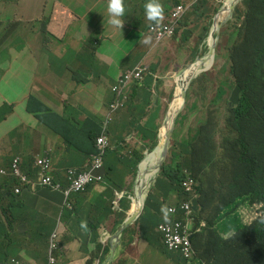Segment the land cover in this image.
Segmentation results:
<instances>
[{
	"label": "rangeland",
	"instance_id": "obj_1",
	"mask_svg": "<svg viewBox=\"0 0 264 264\" xmlns=\"http://www.w3.org/2000/svg\"><path fill=\"white\" fill-rule=\"evenodd\" d=\"M200 1L161 0L164 6V18L162 21L154 23L156 28L153 37V42L156 45L154 57L159 61L155 70L162 77L160 81L164 85L163 90L159 91L155 108L159 110L156 119L158 146L159 136L165 127L167 113L170 105L174 102L176 90L178 86L183 87L180 82H177V77L182 76L188 68L196 66L199 61L205 65L214 59V64L209 70L193 75L192 82L187 85L185 106L176 116L172 125L173 129L169 139L170 150L162 167L167 165L177 167L174 158L184 157L183 147H180V143L195 134L201 121L214 116L221 126L225 121L227 110L233 109L238 104V82L241 73L236 76L233 74L242 66L238 60H235L240 58L243 61L242 55L250 47L253 58L264 56V17L260 19V24L257 26L260 34L255 35L252 32V27L245 25L243 15L246 6L242 1L236 5L232 16L226 18L228 15L224 12V6L227 2L232 4L235 0H205L211 11L207 19L203 23H199L194 18L191 19L190 16L198 14L196 9ZM25 2L24 13L30 11L32 3L33 14L30 16L24 15L21 11ZM107 3L108 0L90 1L86 7V15L92 18L96 14H101L110 19ZM5 5L12 6V14L8 16L7 23L0 22V74L9 70L11 64L17 70H14L13 76H0V83L3 81L5 86V88L0 87V118H4L0 121V126L4 128L2 130L4 135L9 130L1 143L6 144L11 153L22 151V147L42 148L47 144V139L51 135L49 129L33 127L38 130L42 139V144L37 145L35 137L31 144L30 142H18L21 133L15 128L22 123L27 126L31 119L39 121L36 117L37 114L43 113L46 116H51L54 111L61 110L64 104L68 105L64 112L75 113L80 121L85 120V116L88 115L97 120L103 127L111 128V131L120 126L121 120L111 111L113 85L109 81L94 82V78L108 73L109 66L106 62L101 63L99 61L97 67L88 70L86 77L83 72L75 73L68 69L69 58L74 52L84 53L89 49H83L86 43L76 41L75 38H70L67 41L70 28L65 27L60 20L54 22V14L60 6L64 5L63 0H0V6ZM121 19L124 22L125 16ZM9 24L10 27H7ZM184 30L190 31L182 35ZM124 32H127V27L124 28ZM200 34H202L201 39ZM88 40H90V36L87 38ZM9 54H13L15 58L9 57ZM248 56L247 53L245 58ZM126 62L125 60L121 61L122 69H125ZM230 63L234 66L232 72H230ZM160 64H162L161 67H159ZM62 69H64L63 74H57L56 71ZM181 69H183L182 72L179 71ZM150 71L151 69L148 67L145 79ZM17 77H21L22 82L21 78ZM16 78L20 84L16 82ZM31 96L43 103L46 109L41 112H27ZM179 103L181 107L183 104L182 97ZM36 124L37 122H34L31 125ZM26 126L23 128L30 131L31 128ZM262 128H264V119L260 123H255L252 131ZM98 139L102 141L104 137ZM192 139L190 138V141ZM129 145L130 152L127 156L134 152H142L146 156L158 147L150 151L147 148V142L142 139L135 141L134 138ZM174 145L178 147L171 153ZM43 153L41 151L40 155H44ZM178 165L182 167L183 172L182 163ZM211 166L204 159L197 163V167L202 168L206 176L201 183L198 181V195L188 196L194 212L202 208L197 216L201 218V222L205 223L211 219L212 210L219 204V195H225L228 192L225 188L229 185L223 175L218 172L214 173V170L210 169ZM239 175L240 177L244 175L242 167L239 168ZM124 177L126 181L119 184L121 187H107L112 191V199L115 202L119 200L120 204H124L128 199L126 196L121 200L119 199V194L122 191L127 196H134L138 186L139 173L138 171L133 174L126 172ZM35 180L39 181L38 175ZM178 187V180L173 182V177L163 174L160 170L151 179L147 189L144 208L149 194L150 198L145 211L143 209L142 217L129 228L126 236L129 233L144 232L141 240L147 242L154 238L156 233L159 234L157 231H153L154 221L144 217L150 213L151 216L161 219L165 216L162 212L164 207L174 208V212L168 213V216H177L178 197L174 192ZM195 188L196 184L193 183L188 189V195L192 194ZM88 190H90V186ZM115 191H117L116 195H114ZM90 195L89 192L88 196L90 197ZM133 204L134 202L130 203L129 209ZM195 205L198 206L196 209L194 208ZM129 211L127 210L125 213L126 218L130 213ZM242 211H250L252 215H256L247 217H257L258 219L260 217L259 222L264 229V216L256 214V208L245 202L238 207L237 213L241 215ZM113 214L117 216H110V219L116 224H120L125 217L124 213L113 212ZM0 218L2 219L3 216ZM193 219V217L188 218L189 221H193ZM17 223L21 224L20 221ZM62 231L68 234V231ZM35 232L30 231L29 233L34 234ZM114 232L115 229L112 233L114 234ZM18 238L15 236L13 239L17 240ZM123 254L135 257V248L128 246ZM87 259L89 261L93 259L89 252ZM169 264L174 263L170 262ZM203 264H208V261L204 260Z\"/></svg>",
	"mask_w": 264,
	"mask_h": 264
},
{
	"label": "crops",
	"instance_id": "obj_2",
	"mask_svg": "<svg viewBox=\"0 0 264 264\" xmlns=\"http://www.w3.org/2000/svg\"><path fill=\"white\" fill-rule=\"evenodd\" d=\"M93 0H63V6L54 14V22L60 20L65 27L70 28L68 39L75 38L78 41L80 33L86 35L90 32V17L86 15L87 4ZM127 10L126 21L129 23V32L125 35L123 29L115 28L109 24V19L101 14H96L91 21L97 28V38L99 48L96 56L97 61L109 66L107 74L94 78L95 83L109 81L113 86L116 84L119 75L143 63L153 69L157 66L158 60L155 59L154 53L156 46L146 45L142 42L141 32L145 29L146 20L144 17V5L147 0H124ZM27 2V1H26ZM22 13L26 16L33 14L32 3L28 13ZM12 14V6H0V22L7 23L8 16ZM9 57L15 58L13 54ZM127 59L125 69L121 68V61ZM11 68L1 73L0 76H13L14 69ZM162 64L159 65L161 67ZM7 67V68H9ZM21 70V69H20ZM88 72V71H87ZM231 72V63H230ZM21 78V77H17ZM16 78V82H18ZM158 78L151 87L146 83L131 89V96L125 106L115 114L121 120V125L111 131L109 128L110 138V155L109 160L117 162L116 153L125 152L130 149V143L134 138L140 140L137 127L143 126L148 117L155 110L159 91L163 90L162 79L158 72L155 73ZM22 82V78H21ZM0 87L5 88L3 81ZM114 99V94L112 92ZM14 102V101H13ZM15 104V103H14ZM13 104V105H14ZM68 105H62L61 110L54 111L51 116H46L43 120H29L27 126L25 123L18 125L15 129L21 133L18 142H30L34 139L37 145L42 144L40 133L33 127H45L49 129L51 135L47 139V144L42 148L22 147V151L11 153L6 144L1 143L6 134H2L0 126V170H6L8 175L0 174V259L2 261L19 260L26 264H47L49 252V239L52 234H57L58 245L61 248L58 253L56 264H190L180 253L171 251L164 242L163 232L160 226H171L170 232H179L188 235L194 233L196 218L191 222L177 220L174 217L165 219L163 216L158 219L156 216H148L154 221L153 231H157L156 237L147 242L141 240L139 234H123V243L120 253L114 262H108L110 255V240L113 236V229L116 230L126 219V212H131L133 206L129 209L131 202L135 203L136 195L127 196L124 191L119 194V199L127 197V201L119 203L112 199V191L107 187H115L112 182L94 180L81 192H69L72 181L80 171L88 169V165L94 164L90 156L94 154V142L92 150L90 146L85 145L87 136L90 134V127L93 123L88 122L84 132L80 134L77 143L73 140V133L78 128L79 122L83 123L90 116H85V120L80 121L74 113H65L64 110ZM15 107V105H14ZM28 112V110H27ZM6 113V112H1ZM15 114V113H14ZM145 114H148L145 115ZM93 122H98L97 120ZM4 118H0V121ZM37 122L36 125H31ZM99 123V122H98ZM31 128L26 131L23 127ZM43 151L44 155H40ZM19 158L22 175L27 182L22 183L17 177L10 175V168L13 161ZM38 159H46L49 163L47 171L43 172L38 166ZM106 167L98 169L99 172L106 174V171L118 173L122 166L106 161ZM90 167V168H91ZM137 172V170H136ZM43 174L51 175L56 182L60 183L65 190H53L42 187L39 180ZM96 175V174H94ZM12 176L15 182H3L6 177ZM90 186V190L88 187ZM19 188L20 192L16 193ZM137 189V188H136ZM135 189V190H136ZM91 193L90 197L88 193ZM147 192V191H146ZM145 192V197H146ZM84 193V194H82ZM117 194L115 191L114 195ZM178 202L183 199L179 193H175ZM150 194L146 202H148ZM189 199V197H186ZM200 200V198H199ZM145 202V206L147 203ZM134 205V204H133ZM198 206H194L196 209ZM146 209V207L144 208ZM145 211V210H144ZM124 213V219L120 224L111 221L110 216ZM218 217L223 216L218 214ZM141 217V216H140ZM139 217V219H140ZM136 221V223L139 221ZM18 221L21 224L17 223ZM161 221V222H160ZM82 222H86L82 226ZM135 223V224H136ZM222 223V222H221ZM219 223V224H221ZM62 230L68 231V234ZM30 231H36L30 234ZM152 231V232H153ZM114 232V233H115ZM144 232L142 233L143 236ZM227 237L226 233L221 234ZM19 237L17 240L13 238ZM162 240V243H161ZM133 246L135 248V257L133 255L125 256L123 252ZM88 252L93 259L89 261ZM106 253V255H104ZM7 262V263H8Z\"/></svg>",
	"mask_w": 264,
	"mask_h": 264
},
{
	"label": "trees",
	"instance_id": "obj_3",
	"mask_svg": "<svg viewBox=\"0 0 264 264\" xmlns=\"http://www.w3.org/2000/svg\"><path fill=\"white\" fill-rule=\"evenodd\" d=\"M242 2L246 6L243 15L245 25L252 27V32L259 35L257 26L260 24V19L264 17V0H242ZM196 10L198 14L190 16V18H194L199 23H203L211 11L205 0L199 2ZM7 27H10V24ZM189 31L184 30L182 35ZM97 35V28L90 18V32L86 35L80 33L78 36V41L86 43L83 49L88 48L89 51L74 52L69 58L68 69L75 73L83 72L86 77L90 68L97 67L96 53L99 48ZM89 36L90 40L87 41ZM201 37L202 34H200V39ZM247 53L249 56L245 58ZM242 59L243 61L240 58L235 60H238L242 67L233 74L236 76L241 73L238 82V104L233 109L227 110L224 123L220 126L214 116L203 120L195 134L190 137L193 139L191 141L190 138L184 139L180 143V147H183L184 157L174 158L177 167L174 168L172 165L162 167L163 174L173 177V182L179 181V187L174 194L182 193L181 181L184 178V170L191 171L200 183L203 181L206 175L202 168L197 167V163L203 159L208 165H212L210 169H213L214 173H220L229 183L225 188L228 192L223 196L219 195V204L212 210V217L206 222L207 226L193 237L196 250L195 264H203L204 260L208 261V264H264V229L259 222L260 217L259 219L247 217L256 216L252 215L250 211H242L241 215L237 213L238 207L248 202L249 206L256 208V214L264 216V128L252 131L254 124L260 123L264 119V56L253 58L250 47L244 52ZM233 69L234 66L231 63V72ZM56 72L62 75L64 69ZM152 72L155 73V70ZM152 82L153 76L151 75L147 78L146 86L150 87ZM45 109V105L37 98L30 97L27 108L29 113L41 112ZM158 113L159 110L155 111L143 126L136 128L141 133L143 140L147 141V148L150 151L154 150L158 144V125L156 124ZM145 115L148 116V114ZM36 117L43 120L46 115L40 113ZM88 122L93 123L94 129L90 130L85 145H89L92 150L95 141L94 154L90 156L93 163L95 158L101 157L105 167L106 161H110L122 166L123 169L118 173L107 170L106 174H103L88 165V169L84 171H92L93 174L101 178L102 182L106 180L115 186H120V183L126 181L124 177L126 172L136 173L137 165L143 159L144 154L134 152L127 156L130 152V149H127L125 152L116 153L117 162L109 160L110 150L101 154L96 145V139L102 135L107 134L109 138V128L103 127L98 122H93L90 118L83 123L79 122L78 128L72 135L75 142L81 143L78 138L84 132ZM177 147L174 145L171 153ZM179 163H182L184 167L183 172ZM240 167L244 171L243 177L239 175ZM10 175L16 177L14 174ZM12 176L6 177L2 183L15 182L16 179ZM235 202L237 203L234 205ZM201 210L202 208L198 212ZM198 212L193 213V216L196 217ZM218 214L223 216L218 217ZM196 219V222L200 224L201 218L197 216ZM222 233H226L227 237H222ZM139 235L141 238L142 233L140 232ZM7 262L0 259L1 264Z\"/></svg>",
	"mask_w": 264,
	"mask_h": 264
},
{
	"label": "built area",
	"instance_id": "obj_4",
	"mask_svg": "<svg viewBox=\"0 0 264 264\" xmlns=\"http://www.w3.org/2000/svg\"><path fill=\"white\" fill-rule=\"evenodd\" d=\"M101 137H104V139L102 141H99V139L97 138L96 145L99 148V153L102 154L109 147V138L107 134H104ZM37 164L42 168L43 172L47 171L49 168V163L48 160L46 159H38ZM92 167L94 169H100L104 167L103 159L101 157L95 158ZM183 173H184V178L181 182V189L183 190L184 195L186 197L192 195L197 196L198 183L194 178L192 172L189 170H184ZM0 174L8 175L6 170H0ZM10 174H14L22 183L27 182L26 178L22 175L19 158H16L13 161L10 168ZM94 180L101 181V178L99 176L97 177L96 175H94L92 171H84V170L80 171L74 177L72 184L66 193L81 192ZM39 183L41 184L42 187L45 188H49L53 190H65V188L60 183L56 182L53 176L51 175L43 174L39 180ZM193 183L196 184L195 191L192 194L188 195V189ZM15 191L16 193H19L20 189L17 188ZM193 213L194 210L191 206L190 200L185 199L178 202L177 216H168V217H174L177 220H185L187 222H191L188 220V218L193 217ZM170 228L171 226L169 224H167L166 227L160 226V230L164 233L163 237H164L165 245L168 247L169 250L180 253L185 259L188 260L189 263H191L195 259V248L192 241V233L185 235L179 232H170ZM60 250L61 248L58 245L57 234H52L49 239V252H48L47 264L57 263L58 253L60 252ZM5 264H26V263H22L19 260L12 259L11 261Z\"/></svg>",
	"mask_w": 264,
	"mask_h": 264
},
{
	"label": "clouds",
	"instance_id": "obj_5",
	"mask_svg": "<svg viewBox=\"0 0 264 264\" xmlns=\"http://www.w3.org/2000/svg\"><path fill=\"white\" fill-rule=\"evenodd\" d=\"M107 6H108L107 10H108V13H109V16H110L109 24L112 25L115 28L123 29V31H124V28L127 27V32L126 33L124 32V34L126 35L129 32V23L126 21L127 10H126L125 1L124 0H108ZM144 9H145V13L143 15L145 17L146 24H145L144 31L141 32L142 42L144 44H146V45L156 46L154 44V42H153V37H154L155 31H156L154 23L163 20V18H164V6L161 3V0H147V3L144 5ZM123 16H125V21L124 22L121 19V17H123ZM146 25H147V29H146ZM125 61L128 62L127 59H125ZM200 66H202V68H206V69L202 70V71H197L199 74L202 73V72H206L208 70V67H205V65H202L201 63L198 66V68ZM148 67L149 66H147V65H145L143 63H139L135 67L131 68L130 70L127 69V70L123 71L119 75L118 80H117L116 84L113 86V89H112V92L114 94V99H113L112 104H111V111H112V113L114 115L117 112H119L125 106V104L128 102V100H129V98L131 96V89L133 87H138L140 85H144L147 82V78L149 76H151V75L153 76L152 84H154V82H156L158 80V78H155V73H156L155 68L151 69L149 75L145 79V76L148 73ZM152 70H155V73H153ZM192 77L190 79H192ZM190 82H192V80H189V82L186 83L185 88H187V85ZM182 92H183V90H182ZM158 98H157V100H158ZM185 102H186V98H185V100L183 99V104L179 108V110L177 111L176 116L182 111L183 107L185 106ZM156 105H157V102H156ZM157 110L158 109H155L152 112V114L155 111H157ZM152 114L150 116H152ZM176 116L172 119L170 127L167 128V130L165 132V135H164L165 138H166V133L168 132V130L172 131V129H173L172 125L174 123V120H175ZM167 125H168V121L166 120L165 126H167ZM138 134H139V138L143 140L142 135H141V133L139 131H138ZM170 135H171V133H170ZM169 139H170V137H169ZM143 141H145V140H143ZM164 141H165V139H164ZM164 141H162V136L160 135L159 136V146H161L162 149H163ZM145 142H147V141H145ZM157 146H158V144H157ZM110 148H111V144L109 143V147H108V149L105 152L109 151ZM169 150H170V146H169ZM161 152H162V150H161ZM168 154H169V151H168ZM194 178H195V176H194ZM197 183H198V181H197ZM198 187H199V184H198ZM197 190H198V188H197ZM180 195L183 197L182 200L186 199V196L184 195L183 190H182V193ZM162 212H164L165 219H167L168 218V213L174 212V208L164 207V208H162ZM193 217L196 218L195 216H193ZM85 223L86 222H82V226ZM206 226H207V223H205V222H201L200 224H198L196 222L195 228L193 230L194 233H192V241H193V237L195 235L199 234L202 231V229H204ZM193 245H194V242H193ZM195 261H196V250H195V259L190 264H193V263L195 264Z\"/></svg>",
	"mask_w": 264,
	"mask_h": 264
},
{
	"label": "water",
	"instance_id": "obj_6",
	"mask_svg": "<svg viewBox=\"0 0 264 264\" xmlns=\"http://www.w3.org/2000/svg\"><path fill=\"white\" fill-rule=\"evenodd\" d=\"M241 1L242 0H235L230 5L229 14H228V16L226 18H229V17L232 16L236 5L239 2H241ZM205 69L206 68H202V66H200L198 68V71H202V70H205ZM182 71H183V69L180 72H182ZM190 80H192V79H190ZM182 97L185 100V98H186V88L183 89ZM170 133H171V130H168V132L166 133V138H165V141L163 143V149H162V152H161L158 160L156 161V163L153 166H145L144 167V169L142 171L143 176L149 175L153 170H157V173H156V175H157L159 173V171L162 170V166H163L164 162L166 161V158L168 157V151H169V142L168 141H169ZM149 155L143 156V159L137 165L138 173L140 171L141 165L143 164V162L145 161V159ZM144 194L145 193H144V190L142 188L135 190V195H136L137 198L138 197L143 198ZM144 201H145V199H144ZM143 209H144V202H143V205L141 207H139L137 210H133L132 212H130L128 214L127 218L123 221L121 226L116 230V232L111 237V240H110V255H109V258H108V262L112 263V262L115 261L117 255L120 253V250H121V247H122L123 234H124L125 230H127L128 228H130L132 225H134L136 223V221L142 215Z\"/></svg>",
	"mask_w": 264,
	"mask_h": 264
},
{
	"label": "bare ground",
	"instance_id": "obj_7",
	"mask_svg": "<svg viewBox=\"0 0 264 264\" xmlns=\"http://www.w3.org/2000/svg\"><path fill=\"white\" fill-rule=\"evenodd\" d=\"M230 5H231L230 2H227V4H225V6H224L225 7L224 12L226 15L229 14ZM213 64H214V59H211L210 61H208L205 64V67H208V70H209ZM199 65H200V61L198 62V64L196 66H192V67L188 68L182 76H180L179 78L177 77V82H180L183 85V87L178 86L176 93H175V96H174V102L169 107V110L167 113L168 125L162 129V133H161L162 141H164V139H165L164 135H165L167 128L170 127L172 119L176 116V113L180 108L179 100L182 97V90L185 88V85H186V83L189 82L190 78L193 75H196V73H198L197 71H198ZM161 150H162V147L158 146L157 149L145 159V161L143 162V164L140 167L137 189L142 188L144 190V193L149 188L151 179L156 175L157 170H153L147 176H143L142 171H143L145 166H153L156 163V161L158 160V158L161 154ZM144 199H145V194H144L143 198H140V197L136 198L131 212L133 210H137L139 207H141L143 205Z\"/></svg>",
	"mask_w": 264,
	"mask_h": 264
}]
</instances>
